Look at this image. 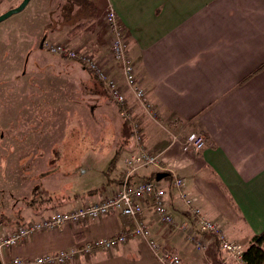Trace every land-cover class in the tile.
<instances>
[{"label": "crops", "instance_id": "1", "mask_svg": "<svg viewBox=\"0 0 264 264\" xmlns=\"http://www.w3.org/2000/svg\"><path fill=\"white\" fill-rule=\"evenodd\" d=\"M11 1L0 13L9 8ZM109 9L122 27L136 85L145 91L158 120L143 112L115 61L108 63L112 58L109 45L102 44L96 34L94 40H84L81 30L68 35L76 24L102 19ZM48 35L55 42L49 41ZM46 42L65 44L107 62L110 66L106 69L124 87L127 108L140 125L142 144L148 151L162 155L159 169H140L134 177L153 179L157 173H170L158 185L165 190V205L173 222L163 224L147 201L142 202L143 217L152 237L175 250L181 264L227 262L219 238L198 231L196 218L180 198V190L172 186L174 175L184 179L182 190L201 214L219 224L226 238L239 243L243 250L264 231V0H30L22 11L0 22V88L7 92L5 103L18 104V123L28 124L23 131L35 135L38 130L32 124L50 121L47 117L52 119L54 106L69 103V92L75 90L76 98L82 92L79 94L83 100L81 88L93 77L77 62L57 58V63L64 64L51 66L42 51ZM87 93L99 97L98 90L89 85ZM75 105L85 113L84 102L79 106L76 101ZM38 107L43 108L39 115ZM1 116H5V105L0 102ZM7 129L5 124L0 132ZM20 133L21 129L14 132L17 138L22 137ZM178 133V139L173 140ZM189 133L202 135L204 146L200 150L183 152L181 141ZM118 143L119 137L108 163ZM134 145L132 137L107 178L104 171L108 164L102 170L100 185L94 187L98 191L70 194L67 187L59 196L46 194L49 199L44 202L34 198L20 210L14 226L10 218L3 219L6 222L0 236L24 222L113 194L124 175V155ZM22 151L14 144L11 151L0 149V154ZM93 159L87 161L93 163ZM88 165V169L93 167ZM82 166L80 161L76 170ZM63 182L61 186H68ZM42 184L44 191L53 186V182ZM183 223L185 227L179 228ZM132 227L129 217L116 212L98 219L80 218L59 228L34 232L17 245L0 249V258L3 264L15 257L33 258ZM200 238L202 248L195 244ZM65 264L159 263L145 240L130 235L125 243L80 254ZM234 264H244L242 257Z\"/></svg>", "mask_w": 264, "mask_h": 264}, {"label": "rangeland", "instance_id": "2", "mask_svg": "<svg viewBox=\"0 0 264 264\" xmlns=\"http://www.w3.org/2000/svg\"><path fill=\"white\" fill-rule=\"evenodd\" d=\"M20 1H11L9 8L16 6ZM8 3H10V0H0V10L6 7ZM81 31H83V35H81L83 39L94 40L93 34H96L97 38L101 39L102 44L111 47V37L107 31L105 17L92 19ZM47 39L55 42V39L50 35ZM52 42L46 43L50 44ZM42 51L47 56V60H50L48 63L51 66L60 67L64 64L63 61H73L75 63L73 59L50 52L46 47ZM57 58L63 61L57 63L55 60ZM112 59L109 58L108 63H111ZM101 63L106 68L110 66L105 61ZM88 85L90 88L98 90L99 97L94 96V98L92 94L87 93ZM81 89L84 93L83 100L80 95L82 92L78 93V98H76L75 90L71 94L69 92V103L54 106L52 119L47 117L50 121L45 122L42 120L40 123L32 124L38 130L35 135V132H31V134L23 131L28 124L18 123V104L16 105L14 102L5 103L7 92L4 91L3 87L0 88V102L5 105V116L0 117V130L5 124L8 125L5 132H0L4 136V138L0 137V149H3L4 152L11 151L14 144H18L24 150L22 154H0V230L3 222H6L3 220L4 218H10L11 225L19 221L17 215L20 210L25 205H29L34 198L39 200L41 196L46 197V194L59 196L63 194L67 187H69L70 194L77 192L87 195L88 190L95 189L94 187L100 185L98 176L103 174L102 170L108 164V158L117 140L118 127L123 115L120 111V113L117 111V105L110 97L103 93L97 84L96 78L90 77L86 86ZM91 99H95V103ZM76 101H79V106L84 102L85 115L80 111L81 107H76ZM41 110L43 108H37L38 115L41 114ZM81 115H84V118ZM21 117L25 119L23 116ZM137 126L140 129V125L137 124ZM16 129L22 130V133L19 134L22 137L17 138L14 134ZM181 131L182 129L179 132ZM178 135L180 136V133L176 135L177 139ZM94 156L97 157L96 160L93 159ZM90 158L93 159V163L87 161ZM80 161L83 162V166L81 169L76 170ZM43 164L47 167L45 168ZM88 164H92L93 167L88 169ZM81 174L83 177L85 176L84 179L81 178ZM45 175L46 177L43 178ZM64 175L67 178H64ZM62 178H64V182H68V184L65 183L68 186H61ZM46 182H53V186H47V191H44L45 186L42 183L45 184ZM197 247L202 248L203 243ZM224 257L227 264L238 263V259H235L234 256L224 254Z\"/></svg>", "mask_w": 264, "mask_h": 264}, {"label": "built area", "instance_id": "3", "mask_svg": "<svg viewBox=\"0 0 264 264\" xmlns=\"http://www.w3.org/2000/svg\"><path fill=\"white\" fill-rule=\"evenodd\" d=\"M105 20L107 31L111 37V55L121 70L128 90L133 93L143 112L148 114L152 120H158L152 104L145 97V91L136 85L133 61L128 53L127 42L122 27L118 23L115 12L112 9L106 12ZM45 47L50 52L81 62L101 82L107 95L114 103L120 107L126 105L127 99L124 87L118 84L116 78L100 61L85 52L69 48L64 44L46 43ZM121 113L124 118L131 121L136 141L134 148L124 157V175L117 190L97 202L71 210L56 211L49 216H41L29 222L19 224L0 236V248L15 246L30 234L43 229L59 228L67 222H77L80 218L98 219L112 212L130 217L133 221L131 230H121L109 237L95 238L80 246L33 258L15 257L7 264H65L80 254L89 255L95 249L106 250L115 247L119 243H125L130 235L138 236L145 240L159 264H181L180 256L175 250L167 248L161 241L152 237L150 227L143 217L142 202L148 201L163 224H171L173 222L172 215L166 209L165 190L158 185V181L156 180L136 179L134 177L140 169L150 167L160 168L162 155L160 152L148 151L142 144L140 141L141 134L137 126L138 122L133 119L131 110L124 107ZM172 139L177 140V136L173 135ZM181 146L183 152L198 151L204 146V140L200 134L189 133L183 137ZM172 186L180 190V198L196 218L198 231L216 235L221 242V248L224 253L227 256H234L235 259L241 260L243 248L239 243L227 239L219 224L205 218L201 214L200 209L194 205V200L182 190L184 179L174 175ZM184 227V223L179 225V228ZM192 238L195 240V236H192ZM201 243V238L195 242L197 246H201Z\"/></svg>", "mask_w": 264, "mask_h": 264}, {"label": "trees", "instance_id": "4", "mask_svg": "<svg viewBox=\"0 0 264 264\" xmlns=\"http://www.w3.org/2000/svg\"><path fill=\"white\" fill-rule=\"evenodd\" d=\"M88 24H89V20H85L84 22H80L79 24H76L68 32V35H70V36L73 35L75 32L83 29ZM45 29H47V28H45ZM68 59H72V58H68ZM73 60L75 62H77L80 66L84 67L85 70L87 72H89L93 76V78L95 79V76H94V74L92 73L91 70H89L87 67H85L78 60H76V59H73ZM96 81H97V84L99 85V87L102 89L103 93H105V95H107V92L104 89V86L101 84V82H99L97 79H96ZM124 107H127V103L123 107H120L119 105H117V111L118 112L119 111L122 112V110H123ZM139 132L141 134V129H139ZM118 137H119L118 146L116 147V149L114 151V154L111 157V159H110V161L108 163V166H107V168L104 171V174H105L106 178L113 171L114 166H115V163H116V161L118 160V158L120 156L121 150L130 142V140L132 139V137H134V131L132 130L131 121L129 119H126V118H123V117L121 118L120 125H119V135H118ZM140 141L141 142L143 141L142 135H141ZM168 175H170V173L167 172L166 176L162 177L161 179L167 178ZM122 179H123V177H122ZM122 179L120 180V184L122 182ZM144 179L150 180L152 178H144ZM161 179H159V180H161ZM152 180L159 181V180L156 179V174L154 175V178ZM106 182H105V184H106ZM96 191H98V188L90 189V190L87 191V193L88 194H91V193L96 192ZM47 199H49V198L48 197L45 198V197L41 196V198L39 200L37 199V202L41 203V202L46 201ZM151 207L153 208V206H151ZM132 223H133V221H132ZM263 241H264V231H262L261 233L255 235L253 237L252 242L242 252L241 257H242V260H243L244 264H264V247L262 246V242ZM222 263H223V260H218V264H222ZM0 264H3L1 258H0Z\"/></svg>", "mask_w": 264, "mask_h": 264}, {"label": "water", "instance_id": "5", "mask_svg": "<svg viewBox=\"0 0 264 264\" xmlns=\"http://www.w3.org/2000/svg\"><path fill=\"white\" fill-rule=\"evenodd\" d=\"M30 0H21L16 6L7 9L6 11L0 13V22L3 21L4 19L10 17L11 15L18 13L20 11H22L26 5L28 4ZM166 172H162V173H157L156 174V179L159 180L162 177L166 176Z\"/></svg>", "mask_w": 264, "mask_h": 264}]
</instances>
